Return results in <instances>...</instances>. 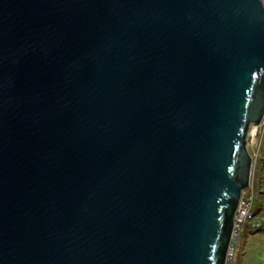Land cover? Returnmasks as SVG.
I'll return each mask as SVG.
<instances>
[{
    "label": "water",
    "instance_id": "obj_1",
    "mask_svg": "<svg viewBox=\"0 0 264 264\" xmlns=\"http://www.w3.org/2000/svg\"><path fill=\"white\" fill-rule=\"evenodd\" d=\"M263 119L262 0H0V264H225Z\"/></svg>",
    "mask_w": 264,
    "mask_h": 264
},
{
    "label": "rangeland",
    "instance_id": "obj_2",
    "mask_svg": "<svg viewBox=\"0 0 264 264\" xmlns=\"http://www.w3.org/2000/svg\"><path fill=\"white\" fill-rule=\"evenodd\" d=\"M264 4V0H262ZM249 131H251L249 129ZM248 131V132H249ZM251 134V133H250ZM258 151L255 139L250 135L246 137V147L250 155L254 156V170L252 172L253 186L255 190V200L252 208L254 220L264 223V133ZM260 192V194H258ZM233 264H264V231L253 228L250 224L246 225L239 238Z\"/></svg>",
    "mask_w": 264,
    "mask_h": 264
},
{
    "label": "built area",
    "instance_id": "obj_3",
    "mask_svg": "<svg viewBox=\"0 0 264 264\" xmlns=\"http://www.w3.org/2000/svg\"><path fill=\"white\" fill-rule=\"evenodd\" d=\"M253 126H254V130H252V132L249 131L248 135H250L252 139H255L254 146L259 151L263 136L262 133H264V119L259 125H252L250 126L249 129L251 130V127ZM254 156L256 158L257 154H254ZM254 156L251 155L252 168H251V178H250L249 186L241 192V196L238 201L237 208L233 217V227H232L230 242L226 252L225 264H233L239 243V238L241 236L244 227L248 224L256 228L262 226V221L254 220V215L252 213V208L256 197L253 186V180H252V172L254 170V163H255Z\"/></svg>",
    "mask_w": 264,
    "mask_h": 264
},
{
    "label": "trees",
    "instance_id": "obj_4",
    "mask_svg": "<svg viewBox=\"0 0 264 264\" xmlns=\"http://www.w3.org/2000/svg\"><path fill=\"white\" fill-rule=\"evenodd\" d=\"M258 194H260V192H259ZM253 228H256V227H253ZM257 229H258L259 231H264V223L262 222V226L257 227Z\"/></svg>",
    "mask_w": 264,
    "mask_h": 264
},
{
    "label": "bare ground",
    "instance_id": "obj_5",
    "mask_svg": "<svg viewBox=\"0 0 264 264\" xmlns=\"http://www.w3.org/2000/svg\"><path fill=\"white\" fill-rule=\"evenodd\" d=\"M252 130H254V126H253V127H251V132H252Z\"/></svg>",
    "mask_w": 264,
    "mask_h": 264
}]
</instances>
